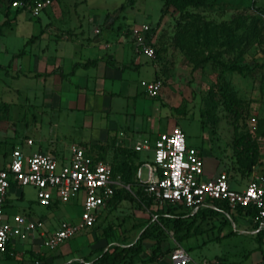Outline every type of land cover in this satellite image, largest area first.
Instances as JSON below:
<instances>
[{
    "label": "rangeland",
    "instance_id": "1",
    "mask_svg": "<svg viewBox=\"0 0 264 264\" xmlns=\"http://www.w3.org/2000/svg\"><path fill=\"white\" fill-rule=\"evenodd\" d=\"M8 5L9 0H0V23L6 10L7 18L11 20L10 27L3 28L0 36V153H8L13 147L27 154L40 151L57 155L55 152L61 151L67 157L68 147L80 145L84 149L87 146L100 148L95 149L97 156L115 167L132 169L137 164L151 161L149 153H129L106 141L90 145L100 138L94 131H105L107 119L99 113L88 114L87 120L91 121L94 130L90 132L88 127L82 125V112H64L50 105L56 96L44 92L47 87L42 86L39 75L35 74L33 55H38L43 49L51 53L55 43L53 38L66 34L73 41L83 42L93 37V29H98L100 38L112 44L117 37L116 27L125 26L121 20L124 16L134 27L152 29L156 75L161 81V88L158 96L152 99L138 92L135 100L127 103L120 120L124 121V114H128L127 119L133 115L142 120L144 126L147 117L172 120L181 129L186 146L196 150L206 161L215 160V170L222 168L221 171L229 177V187L234 190H241L246 181L234 163V154L240 149L239 140L243 138L256 149L254 171L264 176V129L259 125L264 120V31L259 30L255 43L245 47L239 56L240 48L223 46L197 47L184 56L173 41L178 30L176 22L179 21V11L169 6L163 10V17L158 21L162 6L160 0H53L37 17L31 16L28 11L16 12ZM121 6L124 7L123 11H118ZM185 11L192 17L186 20L197 27L210 23L228 30L234 36L251 31L253 26L259 29V20L264 24V0H200L198 6L187 7ZM112 15L117 16L113 30L105 32L103 20ZM45 25L50 33L44 30ZM222 39L224 36H219L218 43ZM56 42L59 53L62 42ZM208 54L225 63L247 65L252 71L240 76L221 71L210 62L194 68V60ZM138 59L139 70L126 71V75L136 83L151 80L155 70L153 62L141 54H138ZM138 89L142 90L140 87ZM112 120L117 122L119 119L115 117ZM148 136L144 134L134 138L142 142ZM25 139H30L32 146L23 147ZM153 141L154 136H149V143ZM131 177L133 175L129 172V179ZM141 178H145L143 168ZM238 181L243 182L236 184ZM126 191L100 211L91 229L78 232L54 250L41 247L39 252L42 254L23 252L16 256L15 264L90 262L96 256L93 252L105 245L133 243L152 217V212L161 206H145L139 199V190L134 182H130ZM5 211L33 221L40 220L45 231L51 228L50 224L57 226L61 222L77 221L81 205L80 200L73 199L67 203L54 202L48 207L40 206L36 202L35 190L25 186L11 193ZM251 229L247 220H227L220 234L235 231L232 236L202 245L205 235H201L181 247L191 260L188 264H199L201 260H217L222 264H258L264 260V244L258 247L252 241L249 236ZM166 234L171 240L169 233ZM211 235L216 236V231ZM28 240L16 241L15 245L17 248L28 247ZM150 244L144 242L146 250ZM188 245L192 248L187 249ZM0 264L9 263L0 255ZM135 264L171 263L165 255L154 262L136 260Z\"/></svg>",
    "mask_w": 264,
    "mask_h": 264
},
{
    "label": "built area",
    "instance_id": "2",
    "mask_svg": "<svg viewBox=\"0 0 264 264\" xmlns=\"http://www.w3.org/2000/svg\"><path fill=\"white\" fill-rule=\"evenodd\" d=\"M52 1L38 0L28 5L19 0L11 7L36 17ZM148 32L146 26L131 27L129 38L136 51L151 60L156 69L154 48L151 39L146 37ZM139 85L147 97L156 98L161 81L156 78L150 82L141 81ZM22 146L30 147L32 141L25 139ZM131 150L152 156L151 161L136 168L134 182L155 204L181 206L191 214L198 209L213 208V202L225 203L230 212L236 208H251L254 213L245 220L256 228L255 231L264 229V176L256 173L254 168L241 190L229 187V177L223 171L205 179L202 159L196 150L186 146L184 135L176 125L168 132L158 133L152 144L135 142ZM66 152L67 157L41 152L27 154L18 148L10 149L4 156L0 153V254L15 241L27 238L31 239L30 244L54 250L78 232L91 229L116 189L129 190V185L123 184L119 175L112 174L108 163L95 159L83 147L71 145ZM142 168L145 169L144 179L141 178ZM25 186L35 190L40 206L80 200L81 212L77 221L61 222L54 231L46 234L41 221L7 214L6 200L12 192ZM169 235L171 237V233ZM168 261L171 264L191 262L186 251L176 244L168 254ZM199 264L221 263L201 260Z\"/></svg>",
    "mask_w": 264,
    "mask_h": 264
},
{
    "label": "crops",
    "instance_id": "3",
    "mask_svg": "<svg viewBox=\"0 0 264 264\" xmlns=\"http://www.w3.org/2000/svg\"><path fill=\"white\" fill-rule=\"evenodd\" d=\"M116 18V15L105 17L102 23L105 32L113 30L112 25ZM121 20L125 22V26L124 28L120 25L116 27L117 37L112 44L107 39L100 38L98 29H93V37L87 38L83 42L73 41L66 34H62L59 38H53L55 43L51 53L43 49L38 55H33V58L35 74L39 75L38 80L42 86L47 87L44 88V92L56 96L55 100L50 102L53 108L64 112H82V125L88 127L90 132L94 130H92L91 121L87 120L88 114L99 113L107 119L105 131H94L100 138L89 143L90 145L103 144L106 141L115 148L131 150V146L140 141L134 138L135 136L145 134L154 136L155 139L158 133L168 132L175 124L167 118L147 117L144 126L143 121L133 115L127 119L128 114L123 115L125 116L124 121L120 120V114L127 109V103L130 100H135L138 92L146 96L142 90L139 91V83L141 81L150 82L157 78L156 69L153 71L151 80H139L138 83L126 75V71H138L140 62L139 53L129 38V29L134 25L129 24L130 21L124 16L121 17ZM47 27L45 25L44 30H48L50 33ZM57 40L62 42L59 53L57 52ZM59 95H63V97ZM111 117L112 119L117 117L119 120L116 122ZM149 136L143 138L142 141L149 143ZM85 149L87 150L89 147L87 146ZM55 153L63 154L61 151ZM200 157L203 161L205 179L212 178L221 171L222 168L219 171L215 170L217 168L215 160L209 162L202 156ZM241 182L243 181H238L236 184ZM50 227L49 230L44 231L46 234L54 231L58 225L50 224ZM30 240L27 241L28 247L17 248L16 241L14 242L10 247L12 260L7 261L9 264H15V260L18 259L16 256L23 252L42 254L39 252L41 247L37 244H30Z\"/></svg>",
    "mask_w": 264,
    "mask_h": 264
},
{
    "label": "trees",
    "instance_id": "4",
    "mask_svg": "<svg viewBox=\"0 0 264 264\" xmlns=\"http://www.w3.org/2000/svg\"><path fill=\"white\" fill-rule=\"evenodd\" d=\"M16 1L19 0H9L8 7H11V4ZM36 1L38 0H23V2L28 5H32ZM160 1L162 6L158 21L163 17V10L169 6H173L179 11V21L176 22L178 30L173 37V41L175 47L184 56L191 54L197 47L207 49L214 46L240 48L238 53L239 56L245 50V47L255 43L259 35V30L264 31V24L261 20L258 21L261 26L259 29L253 26L251 31L236 36L231 35L228 30L219 29L214 25H210V23H202V25L197 27L192 21L186 20L192 19V17L185 9L187 7L198 6L200 0ZM123 9L124 7L121 6L118 11H123ZM15 10L16 12L23 11L22 9ZM7 15L8 11L6 10L3 15L4 20L0 23V36L2 35V29L9 28L11 25V20L7 18ZM238 26L240 27L241 25ZM152 34V29H149L146 36L147 40L151 39ZM221 35L224 36V39L218 43V37ZM194 62V68H198L200 65L210 62L220 68L221 71L236 73L240 76L249 74L252 71V68L247 65H239L237 62L225 63L218 60L212 54L201 56L197 60L195 59ZM226 107H228L227 104ZM259 125L263 126L262 128L264 129V120L260 121ZM262 135H264V132H262ZM239 142L240 149L234 154V163L239 174L247 178L255 165L256 149L255 147L249 146L247 140H243V138H240ZM238 143H236V145ZM96 148L98 147H89L88 151L91 153L90 155L97 160L106 162L104 159L97 156V152H95ZM127 152L138 154V152H134L133 150H127ZM1 153L3 156L7 154L6 152ZM107 163L111 167L112 174L119 175L123 184L129 185L130 182H134V172L139 166L138 164L135 165L134 168L129 169L124 166L115 167L111 162ZM129 172L133 175V177H131L132 179H129ZM137 188L139 190L137 193L140 197L139 199L145 206L155 204L151 199L145 196L141 186L137 185ZM125 192L127 191L124 189H116L108 205L113 203L115 199ZM8 203L9 199L6 200V207H8ZM253 213L254 211L251 208H236L233 212H230L223 202H213V208L198 209L192 214L181 206L166 204L152 212V217L148 219L147 224L139 231L133 243L113 246L105 245L93 252L96 256L90 262L81 260L72 261L68 264H135L136 260L140 262H154L159 257L168 256L173 250L174 244L181 247L183 244L192 242L201 235H205L204 239L201 241L202 245L210 241H218L230 237L235 231H229L224 235L220 234L227 220L231 222L238 219L245 220L249 216H252ZM219 219L221 221H219ZM251 228L252 233L249 234V236L259 247L264 244V229L255 231V227L251 226ZM213 231H216V236L211 235ZM166 233H171V240L168 239ZM146 241L151 243L147 250L144 247V242ZM163 245H165V247H163ZM191 248L192 246L188 245L187 249ZM11 253L10 247L8 246L5 252L0 255L3 256L4 260L10 261L12 260L10 256ZM259 264H264V260Z\"/></svg>",
    "mask_w": 264,
    "mask_h": 264
}]
</instances>
